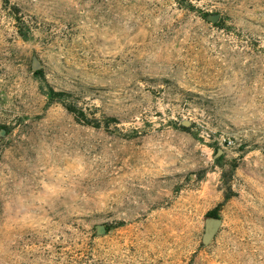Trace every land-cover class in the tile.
<instances>
[{
	"label": "rangeland",
	"instance_id": "1",
	"mask_svg": "<svg viewBox=\"0 0 264 264\" xmlns=\"http://www.w3.org/2000/svg\"><path fill=\"white\" fill-rule=\"evenodd\" d=\"M0 129V264H264V0H0Z\"/></svg>",
	"mask_w": 264,
	"mask_h": 264
},
{
	"label": "water",
	"instance_id": "2",
	"mask_svg": "<svg viewBox=\"0 0 264 264\" xmlns=\"http://www.w3.org/2000/svg\"><path fill=\"white\" fill-rule=\"evenodd\" d=\"M218 17H219L218 14H211L209 15L208 18L210 21L215 22L218 19ZM31 68L33 71H37L42 68L41 62L35 56H33L32 58ZM4 132H5L4 129H0V134H3ZM221 223L222 220L219 216H213L211 214H206L204 216V232L202 234L203 245H208L212 241L213 237L220 228ZM99 230L103 231L104 230L103 226H100Z\"/></svg>",
	"mask_w": 264,
	"mask_h": 264
},
{
	"label": "trees",
	"instance_id": "3",
	"mask_svg": "<svg viewBox=\"0 0 264 264\" xmlns=\"http://www.w3.org/2000/svg\"><path fill=\"white\" fill-rule=\"evenodd\" d=\"M18 19V18H17ZM35 74H41L42 73V71L41 70H37V71H35L34 72ZM222 205V202L221 203H219L218 205H216L214 208H212L210 211H208V213L207 214H211V215H213V216H218V209H219V207Z\"/></svg>",
	"mask_w": 264,
	"mask_h": 264
}]
</instances>
